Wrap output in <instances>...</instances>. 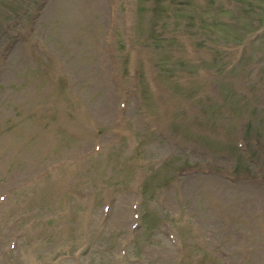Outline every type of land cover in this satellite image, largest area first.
Returning a JSON list of instances; mask_svg holds the SVG:
<instances>
[{"label": "rangeland", "instance_id": "1", "mask_svg": "<svg viewBox=\"0 0 264 264\" xmlns=\"http://www.w3.org/2000/svg\"><path fill=\"white\" fill-rule=\"evenodd\" d=\"M121 2L108 54L110 0H0V264H264V96L252 82L264 59L244 66L264 51V36L244 43L255 39L253 21L264 22V0ZM136 5L141 29L134 18L126 26ZM123 41L144 92L130 94L119 119L108 55ZM216 87L225 99L202 103L217 98ZM249 90L248 106L238 107L239 91ZM229 112L242 121L252 114L247 133L260 147L248 149L250 159L210 139L236 134L234 120L217 125ZM196 114L197 154L161 135L174 115L182 138ZM193 163L209 173L190 171ZM138 191L142 221L132 229Z\"/></svg>", "mask_w": 264, "mask_h": 264}]
</instances>
